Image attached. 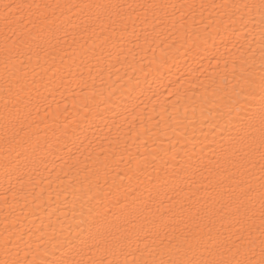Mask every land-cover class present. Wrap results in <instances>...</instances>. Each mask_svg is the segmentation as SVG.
Returning a JSON list of instances; mask_svg holds the SVG:
<instances>
[{"label": "snow or ice", "instance_id": "1", "mask_svg": "<svg viewBox=\"0 0 264 264\" xmlns=\"http://www.w3.org/2000/svg\"><path fill=\"white\" fill-rule=\"evenodd\" d=\"M0 24V167L5 193L12 195V204L7 194L3 197L9 211L0 230V264H264V0H0ZM148 52L153 57L145 67ZM189 56L199 67L188 65V75H198L170 80L172 99L161 104V111L155 105L148 110L145 103L133 119L140 120L135 136L145 146L171 129L192 143L191 151L179 159L173 156L177 162L172 171L163 177L158 172L154 187L117 196L90 195L93 177L98 180L108 168V157L94 156L92 141L87 155L80 153L83 161L73 148L84 144L101 105L114 107L118 87L128 96L115 108L126 109L138 99L137 90L144 92L139 77L133 83L134 77L125 72L113 81L112 69L119 73L117 64H127L135 70L138 64L148 75L153 64L164 66ZM77 60L88 67V79L73 72L79 71ZM38 68L54 76L67 69L63 79L79 89L73 106L85 110L81 121L86 124H57L52 137L47 129L41 131L36 123L40 106L33 102ZM191 89L199 92L189 96ZM193 96L192 115L185 108L181 117L180 101ZM169 103L171 111L165 106ZM51 114L46 107L45 116ZM205 119L209 131L201 133L197 150L194 134ZM122 127L117 125L115 136L108 129L99 152L108 151L104 142L109 148L121 144ZM57 152H66L64 165L74 171L68 186L56 194L57 200L63 195L64 208H52L46 220L25 227L29 213L45 203L38 177ZM47 204L52 207L51 191Z\"/></svg>", "mask_w": 264, "mask_h": 264}, {"label": "bare ground", "instance_id": "2", "mask_svg": "<svg viewBox=\"0 0 264 264\" xmlns=\"http://www.w3.org/2000/svg\"><path fill=\"white\" fill-rule=\"evenodd\" d=\"M27 2H32V0H27ZM41 2V0H37ZM47 2L52 3H66V2H78V0H47ZM122 3H136V2H145V0H119ZM172 2H186V0H172ZM198 2V0H197ZM3 25L0 24V30H2ZM223 51V48H221ZM155 56L159 59L161 58V49L157 48L155 51ZM153 57L152 52H148L147 55L143 58V63L145 67H148L149 61ZM137 61L141 60V56L136 57ZM202 62L205 66L208 65V60L201 57ZM131 60V57H129ZM57 65L60 64L59 60L56 61ZM77 65H80V61H76ZM115 63V61H113ZM95 61H93L92 66V75H96L98 69L94 66ZM191 65V68L199 67V64L192 62L191 56L187 58H181L179 60H169L168 63L164 66L153 64L152 71L148 75H144L139 71V65H136L135 70L129 67L127 64L123 66L117 64V67L120 68V72L117 73L115 69H112V80L115 81L117 75L124 76L125 72L135 78L139 77L140 79V88L144 89L143 94L139 90L134 94L138 99H135L134 102H129L128 107L125 109L123 107L115 108V105H121L125 98L128 96V93L122 89L117 88L115 95L113 96V108H109L107 105H101L103 110L99 113L97 119L94 121V126L86 131L87 139L84 140L83 145L77 144L73 148L75 155L80 156V153L83 152L84 155H87V152L90 150L88 147V141H92L93 155L97 153L101 156V159L104 156L108 157V168L105 171H102L98 177H93L94 185L90 195L92 196H103L105 194H111V196L123 195L125 193H131L132 189L144 190L146 187H154L157 173L159 172L160 176L163 177L166 172L170 173L172 171V166L176 164L177 160L173 159L175 156L177 159L184 157L185 151H191L192 143H188V139L185 138L182 134L178 135L168 130V135H160L158 137H153L148 140L147 146L143 143V138L136 137L135 133L139 131L140 120L133 119L134 116H137L140 112V109L144 108V104H148V110L151 109L153 105L156 106L157 113L161 111V104L165 100L170 101L172 97L168 96L169 81H176L178 77L182 75L185 78L191 79L198 75L197 72H189L191 68L188 67ZM105 74H107V64L104 65ZM0 71H2V65H0ZM38 72L41 73V76H37V82L39 85L38 91L33 90V102L39 103L40 112L39 116L36 119V123L40 124L41 131L47 129L49 137H52V132L55 130L56 125L58 124L60 128H63L64 123H68L71 127H76V124H73V121H76L78 124L83 126L86 124V121H81V116L85 114V110L80 104L73 106V100L76 99L75 93L79 91L76 88L75 84H72L71 87L68 86L67 80L63 79L68 77L67 69H62L61 72L57 73L55 76L52 72L43 74V70L38 68ZM73 72L76 75H79L80 72H83L85 79L89 77V71L87 66L80 65L79 71L73 69ZM170 73V74H169ZM127 77H125V80ZM124 81H121L123 83ZM90 83V81H89ZM183 83V80H181ZM198 93L199 89H191L189 91V96H192L193 93ZM156 93V95H153ZM107 95V93H105ZM46 97L47 99H44ZM193 100H182L180 101V116L184 115L185 108L188 109V115H192ZM143 101L144 103H141ZM65 105L67 107H65ZM50 106L51 115L45 116V108ZM93 109V113L97 112L95 104L90 103L89 105ZM171 111V104L165 105ZM148 110L145 111V117L148 114ZM3 111V96L0 94V113ZM99 116H105L106 119H101ZM196 116L199 117V111L197 110ZM127 117V123H124V119ZM158 118V117H157ZM115 120V124L113 121ZM55 121L56 124L52 122ZM155 124V120H153ZM117 125H123L120 135L123 137L121 144L117 147L112 145L109 148L107 142H104V148L108 149L105 152H99V146L103 137L108 134V129L112 128L111 135L115 136L117 134ZM162 127L164 125L162 124ZM182 128V126H181ZM103 129V131H101ZM131 129L127 136L124 135V131ZM190 137L192 135V129H188ZM207 120L203 121V127L201 128L198 124L197 129L194 134L193 142L197 144V150L199 148V141L203 140L202 132H208ZM2 133V129H0ZM79 134V133H78ZM81 139H84L82 136ZM210 139V137H209ZM114 149V150H112ZM155 149V151H153ZM66 152H57L55 156H49V163L46 169L42 168L41 175L38 177L43 183L40 185L44 189L45 203L41 205L40 209L35 212V214L29 213V219L25 222V227H31L33 223L39 224L40 219H47V213L59 206L64 208V197L61 195L59 200H57V192L63 187H67V180L74 176V171L70 172L69 168L64 165V157ZM83 161L84 156H80ZM146 158V159H145ZM3 160V149L0 146V162ZM63 166V167H62ZM70 172L69 177H65L64 173ZM35 179V178H34ZM61 179L64 180V184L61 185ZM106 181V182H105ZM49 182H51L49 184ZM75 183V182H74ZM98 185V187L96 186ZM7 187V182L3 178V168L0 167V230H2L4 225L5 214L9 211L3 204V197L5 194L8 195L9 204H12V195L10 192L5 193ZM52 192V207L50 208L47 204V195L48 192ZM71 193L72 189H68ZM39 193V188H37ZM69 202L72 200V196L68 197ZM35 207L34 205L32 206ZM70 211V205H69ZM55 218V217H54ZM23 219V217H22Z\"/></svg>", "mask_w": 264, "mask_h": 264}]
</instances>
